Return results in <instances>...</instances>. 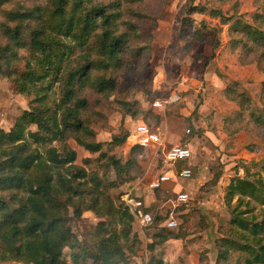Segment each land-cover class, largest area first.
<instances>
[{"label": "trees", "instance_id": "16d2710c", "mask_svg": "<svg viewBox=\"0 0 264 264\" xmlns=\"http://www.w3.org/2000/svg\"><path fill=\"white\" fill-rule=\"evenodd\" d=\"M13 1L17 2L0 0V9ZM34 1L29 7L5 10L7 22L0 24L6 39L0 41V75L10 77L20 92L32 95L30 107L8 130L0 129V264H68L65 248L71 264H132L128 251L134 253L139 243L132 214L109 194L114 182L76 164V150L68 139L106 155L118 177L128 171L133 159L122 163L103 151L105 144L109 151L122 145L128 133L121 127L106 143L94 140L93 129L82 117L87 105L82 91L90 87L97 94L113 93L114 72L128 63V53H136L131 41L139 35L138 28L120 19L119 1ZM194 1H188L182 19L186 26L193 22L191 14L207 11ZM254 1L261 8L253 15L258 24L243 21L235 12L224 16L219 8L210 14L224 23L233 20L229 24L233 48L241 45L245 57L253 51L264 71V63L260 65L264 62V0ZM24 53L29 56L24 68L12 75ZM55 83L61 96L48 104L46 92ZM261 92V107H254L251 98L244 96L239 110L225 119L229 135L242 128L245 112L248 121L264 129V81ZM54 141L57 146H52ZM136 147L141 146L133 144L131 151ZM261 163L258 176L249 178L248 172L234 176L226 187L229 222L242 233L216 242L218 264L226 262L232 251L246 254L235 264H264V160ZM84 211L94 213L98 221L83 241L74 233L73 221L80 220ZM173 236L156 232L150 247ZM154 261L150 264H161L159 259Z\"/></svg>", "mask_w": 264, "mask_h": 264}, {"label": "rangeland", "instance_id": "374dc122", "mask_svg": "<svg viewBox=\"0 0 264 264\" xmlns=\"http://www.w3.org/2000/svg\"><path fill=\"white\" fill-rule=\"evenodd\" d=\"M96 1H119L120 19L135 24L139 35L131 41L136 53H128V63L114 72L117 85L112 94H97L90 87L82 91L87 98L82 117L93 129L96 141L108 142L111 134L119 133L122 127L128 133L126 141L111 151L105 144L103 151L122 163L130 158L133 161L126 174L118 177L106 155L92 153L70 138L68 144L76 150V164L114 182L109 194L117 203H124V193L133 186L131 195L140 194L150 204L153 223L143 228L135 220L132 224L139 241L134 253L128 251L132 264H150L151 260L155 263L154 259L161 264H218L216 242L242 233L229 222L226 187L234 176L244 177L247 172L249 178L258 176L264 160V129L248 121L247 112L242 128L233 135L225 131L224 121L239 110L244 96L251 98L254 107H261L264 71L259 69L253 51L245 57L241 45L233 48L229 32L233 20L224 23L210 10L219 8L224 16L235 12L243 21L258 24L253 15L260 13L261 8L253 0H195L194 4L205 6L207 11L191 14L193 22L186 26L182 19L187 16L189 0ZM35 3L17 0L3 5L0 24L7 22L5 10ZM0 41L6 42L1 29ZM24 56L15 62L12 75L24 68L29 57L27 53ZM46 84L47 81L41 83ZM60 96L55 83L46 92V101L54 104ZM176 96L177 100L172 101ZM31 98L32 95L17 90L10 77L0 75V129L8 130L16 117L30 107ZM157 100L170 101L156 107L153 104ZM128 107H133V114L128 113ZM140 124L157 132L168 144L166 147L181 144L190 148V158L176 162L169 171L189 166L193 170L191 178H178L163 189L147 190L148 182L164 161L154 144L140 145L131 151L133 144H138L135 128ZM52 146L57 143L54 141ZM181 192L188 194L187 203L173 207L171 200ZM170 210L177 222L172 229L163 227ZM160 217L165 219L161 221ZM97 221L94 213L84 211L80 220L73 221L77 238L88 239ZM156 232L175 236L150 247ZM65 257L71 264L67 248ZM245 257L244 253L232 251L223 264H235Z\"/></svg>", "mask_w": 264, "mask_h": 264}, {"label": "built area", "instance_id": "2783aa9c", "mask_svg": "<svg viewBox=\"0 0 264 264\" xmlns=\"http://www.w3.org/2000/svg\"><path fill=\"white\" fill-rule=\"evenodd\" d=\"M174 98L172 101L177 100ZM171 99V98H170ZM170 100H165L164 102L157 100L154 102V106L161 107L165 106ZM136 143L142 146H147L149 144H156L161 152V157L164 161V165L167 166L165 171L158 172L147 184V189L150 191L163 189L166 183L173 182V180L187 179L191 178L193 175V170L187 167H181L175 171L170 172L169 170L174 167L175 163L181 160H187L191 156V150L185 145H173L170 147L163 146L159 134L151 129L146 124H140L135 128ZM158 151H155L157 154ZM160 155V154H159ZM132 188L124 193V203L127 206L129 212L132 214L134 220L136 221L139 228L147 227L153 223L154 215L150 209V205L145 202V199L140 194H134L132 196ZM165 188V187H164ZM189 196L186 192L176 193L174 198L171 200L173 207L187 203ZM167 213V212H165ZM164 213V214H165ZM168 218L164 222L165 228L172 229L176 226L177 222L173 216V210L167 213Z\"/></svg>", "mask_w": 264, "mask_h": 264}, {"label": "crops", "instance_id": "0c3cea01", "mask_svg": "<svg viewBox=\"0 0 264 264\" xmlns=\"http://www.w3.org/2000/svg\"><path fill=\"white\" fill-rule=\"evenodd\" d=\"M161 142H162V144H163V146H161V147H166L167 145H166V143H164V141L161 139ZM154 145H156V144H154ZM174 145H178V144H174ZM167 169V166H165L164 164H162V167H161V169L159 170V172H161V171H165ZM173 181H175V180H173ZM177 181V180H176ZM175 181V182H176ZM172 182V181H171ZM174 182V183H175ZM166 184H171L170 182H168V183H166ZM148 190V189H147ZM150 191V190H149ZM144 199H145V197H144ZM145 202H146V200H145ZM148 205H150V204H148Z\"/></svg>", "mask_w": 264, "mask_h": 264}]
</instances>
